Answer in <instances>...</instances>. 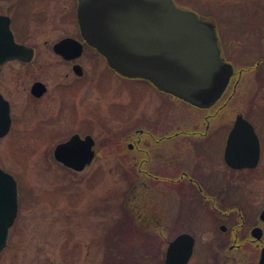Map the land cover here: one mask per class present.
<instances>
[{
    "label": "flooded vegetation",
    "instance_id": "af4514ba",
    "mask_svg": "<svg viewBox=\"0 0 264 264\" xmlns=\"http://www.w3.org/2000/svg\"><path fill=\"white\" fill-rule=\"evenodd\" d=\"M36 1L0 0V31L5 30L1 41L8 42L6 33H10L15 43L33 49L29 58L26 53L0 63V106H8L10 117L8 130L0 140L13 135L16 124L23 123L20 135L14 136L26 140L23 153L29 155L37 149V141L62 136L63 127L57 123L64 117L65 88H71L66 94H73L76 105L86 106L84 109L90 112L92 99L87 100L86 93L78 91L81 86L88 90L91 83L86 65L79 60L89 49L93 59L101 58L104 69L119 82H144L156 95L155 100L151 98L155 103L148 114L141 109L131 124L128 116H123L120 126L116 158L131 194L127 191L124 199L126 214L136 219L140 231L157 235L174 231L166 247L180 233L191 235L192 251L185 264H264V0H253L254 14L237 23L242 26L224 29V36L216 32L219 55L230 65L231 74L219 97L207 106L192 104L145 79L129 78L110 68L80 33L78 0H65L66 9L60 10L57 22L67 29L56 37L42 38L75 75L74 88L65 87L64 73L32 63L37 52L27 45L26 38L32 34L25 23L28 8ZM200 15L218 29L216 20ZM42 18L37 14L35 20ZM228 22L219 28L229 27ZM66 38L81 44L78 56L65 58L53 50L55 43ZM75 65L80 73L75 71ZM88 126L85 132L72 130L57 140L52 155L55 147L71 136H89L93 140V158L83 169L89 166L97 152L95 136ZM233 128L238 131L228 149ZM19 200L17 197L18 209ZM164 257L165 251L161 264Z\"/></svg>",
    "mask_w": 264,
    "mask_h": 264
},
{
    "label": "rangeland",
    "instance_id": "374dc122",
    "mask_svg": "<svg viewBox=\"0 0 264 264\" xmlns=\"http://www.w3.org/2000/svg\"><path fill=\"white\" fill-rule=\"evenodd\" d=\"M179 1L197 14L216 20L215 35H227L224 29L235 28L243 18L254 14L253 0ZM33 4L28 8L25 23L32 34L26 38L27 45L37 52L32 63L64 73L65 87L74 88L75 75L68 70L70 66L54 55L51 44L42 39L56 37L67 29L57 21L60 10H65L68 3L38 0ZM37 14L43 17L41 21L35 20ZM225 21L230 26L219 28L225 27ZM90 53L85 49L79 59L91 77L89 91L85 86L78 90L86 93L87 100L92 99L90 112L84 109L86 106L76 105L73 94L67 96L71 88H65L64 117L62 123H57L63 127L62 136L47 137L42 143L34 140L39 145L29 155L23 153L26 140L14 136L20 135L23 123L16 124L13 135L0 140V167L15 178L20 199L17 216L0 252V264H161L166 240L174 231H162L161 235L140 231L136 219L126 214L123 203L128 188L116 158L123 116H128L131 124L141 109L148 114L155 103L151 98L155 100L156 95L144 82H119L104 69L102 59L94 60ZM87 126L95 136L97 155L85 169L72 171L54 158L52 148L72 130L85 132Z\"/></svg>",
    "mask_w": 264,
    "mask_h": 264
},
{
    "label": "water",
    "instance_id": "95a60500",
    "mask_svg": "<svg viewBox=\"0 0 264 264\" xmlns=\"http://www.w3.org/2000/svg\"><path fill=\"white\" fill-rule=\"evenodd\" d=\"M77 21L82 37L112 69L129 78L146 79L192 104L207 106L215 101L231 74L230 65L219 55L213 24L178 7L174 0H78ZM3 36L5 30L0 31V63L26 53L30 57L31 47L15 43L10 33H6L8 42L1 41ZM53 50L73 58L81 53L82 46L66 38L55 43ZM75 71L80 73L78 65ZM9 124L8 106H0V136ZM237 131L231 130L228 149ZM92 145L89 136L79 139L73 135L55 147L54 157L65 166L81 170L93 158ZM16 213V182L0 168V252ZM192 244L191 235L178 234L168 243L164 264H185Z\"/></svg>",
    "mask_w": 264,
    "mask_h": 264
},
{
    "label": "bare ground",
    "instance_id": "6f19581e",
    "mask_svg": "<svg viewBox=\"0 0 264 264\" xmlns=\"http://www.w3.org/2000/svg\"><path fill=\"white\" fill-rule=\"evenodd\" d=\"M186 9L191 10V11L197 13V12H196L195 10H193L192 8H188V7H186Z\"/></svg>",
    "mask_w": 264,
    "mask_h": 264
},
{
    "label": "trees",
    "instance_id": "16d2710c",
    "mask_svg": "<svg viewBox=\"0 0 264 264\" xmlns=\"http://www.w3.org/2000/svg\"><path fill=\"white\" fill-rule=\"evenodd\" d=\"M175 2L177 3V4H179L180 5V3H181V1H179V0H175ZM182 6V5H181Z\"/></svg>",
    "mask_w": 264,
    "mask_h": 264
}]
</instances>
